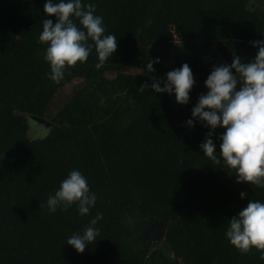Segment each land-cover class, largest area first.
I'll return each instance as SVG.
<instances>
[{"label": "trees", "instance_id": "16d2710c", "mask_svg": "<svg viewBox=\"0 0 264 264\" xmlns=\"http://www.w3.org/2000/svg\"><path fill=\"white\" fill-rule=\"evenodd\" d=\"M248 2L82 0L95 5L117 49L97 70L93 47L55 83L39 40L44 19L55 23L43 12L46 0H0V264H170L140 233L142 222L165 230L181 264H264L260 252L241 254L226 238L229 220L249 200L264 203V188L237 184L234 170L203 155L210 129L199 121L187 126L196 104L154 93L149 79L164 81L187 63L204 85L234 54L252 61L258 49L251 42L264 40V16ZM156 58L173 68L158 63L147 73ZM131 68L138 73H123ZM75 79L86 84L50 119L44 138L30 139L21 114L46 118L54 95ZM143 84L149 88L140 92ZM223 132L211 137L218 156ZM72 170L87 179L96 204L86 216L75 205L50 214L47 200ZM98 213L97 242L78 254L66 242Z\"/></svg>", "mask_w": 264, "mask_h": 264}, {"label": "clouds", "instance_id": "9594fccd", "mask_svg": "<svg viewBox=\"0 0 264 264\" xmlns=\"http://www.w3.org/2000/svg\"><path fill=\"white\" fill-rule=\"evenodd\" d=\"M95 11L94 4H84L82 0H59L56 3L46 0L43 12L55 17V23L44 19L39 40L47 45L45 59L50 67V79L55 83L63 80L66 69L85 63L93 47L98 59L97 70L104 67L115 53L117 38L105 35L103 19L95 15ZM251 45L258 49L252 61L244 63L234 54L231 65L213 67L204 84L207 94L198 98L187 126L191 128L193 121H199L210 129L200 145L201 151L213 164L223 162L234 170L237 184L264 188V40L253 41ZM159 62V58L150 59L145 71L154 72L153 65ZM149 79L154 93L174 94L179 105L189 102L195 83L187 63L168 72L164 81L152 76ZM238 84L241 85L239 90ZM148 88V84H143L139 91ZM217 128L224 130L219 137V156L211 138ZM246 195L242 192L240 198L244 199ZM96 199L84 175L72 170L55 194L49 196L46 207L53 214L58 208L67 211L75 205L79 215L86 216L95 206ZM102 218V213H98L83 234H73L66 243L82 254L87 246L97 242L99 230L95 225ZM226 238L241 254L255 249L264 259V203L249 200L238 216L229 220Z\"/></svg>", "mask_w": 264, "mask_h": 264}, {"label": "rangeland", "instance_id": "374dc122", "mask_svg": "<svg viewBox=\"0 0 264 264\" xmlns=\"http://www.w3.org/2000/svg\"><path fill=\"white\" fill-rule=\"evenodd\" d=\"M248 7L251 10H257L261 15L264 16V0H248ZM174 38L176 41H178L177 33L173 32ZM159 64L162 65V67L171 70L173 68V62L168 60H159ZM125 74H134L138 73L136 69H130L128 71H124ZM115 73H109L106 74V77L111 78L114 77ZM194 86L190 92V99L189 101L197 104L198 98L201 95L207 94V89L199 83L197 80H195ZM86 84V82L83 79H75L68 85H65L60 90L57 91V93L54 95L50 106L47 111V117L46 118H37L31 115L27 114H21L23 117V122L28 127V136L30 139H40L44 138L49 129L52 127V124L50 122V119L55 116L59 108L68 101L74 90L83 87ZM160 226H157L155 224L149 223V222H142L139 225V231L140 233L145 237L148 244L152 246L151 249H158L161 251L168 259L170 264H181L180 260L175 259L171 252L169 251V248L164 242V238H159ZM155 239V240H154ZM154 241H157L154 243Z\"/></svg>", "mask_w": 264, "mask_h": 264}, {"label": "water", "instance_id": "95a60500", "mask_svg": "<svg viewBox=\"0 0 264 264\" xmlns=\"http://www.w3.org/2000/svg\"><path fill=\"white\" fill-rule=\"evenodd\" d=\"M241 85L240 84H238L237 85V90H239V87H240ZM164 233H165V230H163V229H161L160 228V230H159V234H158V237L159 238H162V237H164ZM155 240V239H154ZM157 241H154V243H156ZM151 248H152V246H150Z\"/></svg>", "mask_w": 264, "mask_h": 264}]
</instances>
